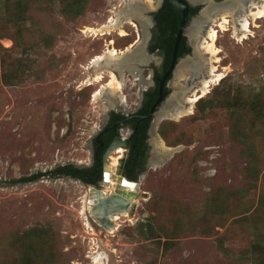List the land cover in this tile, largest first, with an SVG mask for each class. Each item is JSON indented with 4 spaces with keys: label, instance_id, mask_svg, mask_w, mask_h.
Wrapping results in <instances>:
<instances>
[{
    "label": "rangeland",
    "instance_id": "1",
    "mask_svg": "<svg viewBox=\"0 0 264 264\" xmlns=\"http://www.w3.org/2000/svg\"><path fill=\"white\" fill-rule=\"evenodd\" d=\"M63 1L54 0L51 4L49 0V7L29 20L25 31H20V40L24 39L26 46L32 45L28 54L14 47V41L0 36V56L4 53L1 46L9 49L6 52L9 62L23 63L32 74L22 83L9 86L3 80L2 67L0 72V264L15 260L19 247L16 240L20 242L28 231L42 227L56 238L47 248L58 253L55 264H254L255 259L247 252L256 238V225L264 231V212L258 211L264 194V132L254 128L251 120L240 127L250 141H255V152L251 155L257 157L262 173L253 190L249 186L253 178L245 170L251 157L246 156V146L235 139L233 119L226 109H213L202 116L196 104L194 112L181 120H165L177 123L176 135L183 134L182 143L174 147L180 149L165 166L151 167L138 178L136 211L132 218L122 217L112 233L93 217L94 222L83 214L88 190H105V186L48 175L29 182H12L68 164L84 167L92 164L93 132L105 123L106 114L122 112L119 107L107 110L103 102L93 101L99 83L81 87L95 72L89 71L87 65L109 48L108 42L115 41L121 51L147 42L146 52L155 56L141 68L142 77L150 82L148 88L153 83L148 77L160 63L157 54L151 51L160 0H154V9L144 8L139 15L151 19L147 41L145 29L136 17L133 19L138 26H124L126 38L119 31L102 36L88 30L110 23L125 5L124 0H89L85 13L72 21L61 13ZM198 7L191 24L207 10L203 5ZM231 22L233 25V18ZM12 31L19 29L12 27ZM48 35L53 37L51 48L36 44ZM125 39L130 40L128 45ZM195 43L182 60L194 57ZM218 47L221 53L217 65L225 77L205 97L214 96L224 80L221 87L229 89L232 95L237 91L246 95L251 91L264 93V19L252 27V34L243 41L237 40L232 30L221 32ZM141 58L144 57L138 59ZM197 58L195 55L192 60ZM202 61L207 63V57ZM191 64L192 61L177 69L178 74L169 85L168 99L185 84L182 74L190 72ZM132 67L115 70L118 77L123 73L127 78L124 92L128 107L123 109L129 113L140 104L142 92L138 93L143 90L141 83L132 88L134 76L139 74ZM108 80L106 75L104 82ZM179 99L184 102L185 96L182 94ZM161 137L164 139L162 134ZM154 139L155 135L152 143ZM111 155L118 158L115 152ZM112 161L108 159V167ZM115 174L126 177L122 171ZM110 182L111 176L106 185ZM218 186L231 192H245L244 196L233 198L236 215H231L224 225L216 224L214 230L205 233L202 221H197V225L178 233L176 244L168 250L164 248L167 239L160 234L154 240L139 235L140 223L152 216L158 218L154 221L156 233L162 232L161 227L175 229L176 221L183 215L178 206L185 205V212L191 207L199 218L208 194ZM116 190L117 186L106 196Z\"/></svg>",
    "mask_w": 264,
    "mask_h": 264
},
{
    "label": "trees",
    "instance_id": "2",
    "mask_svg": "<svg viewBox=\"0 0 264 264\" xmlns=\"http://www.w3.org/2000/svg\"><path fill=\"white\" fill-rule=\"evenodd\" d=\"M48 1L49 0H0L1 38L14 41V47L20 48L24 54H28L32 45L26 46L23 42L24 39L20 40L22 38L20 31H25L27 22L29 20H34V16H37L39 12H43L47 9V7H49ZM88 1L89 0H64V7L61 13L65 15V18L67 17L66 19L68 21L76 20L85 13ZM50 2L52 4L54 0H50ZM198 11L199 7L191 6V14L188 18L189 22L193 15L197 14ZM155 21L156 26L151 42V51L153 53H159L160 56L164 58L163 71L161 73H157V87L148 92V96L151 100L146 102L145 106L139 112L140 116H137L132 120H127L126 122V124H131L134 128L132 141L135 149L133 151L132 159L128 163V167L130 168L134 165V158L137 160H140V158L145 160L147 159V155H145L142 147L144 145L146 146L148 138L147 131L150 123L148 120L143 119V115L148 114L152 105L156 103L160 95L161 78H163L169 70L174 55L180 18L176 8L170 0H166L164 7L155 14ZM12 27H17L19 31H12ZM43 36H47V34L44 33ZM52 38V36L48 35V37L40 39V41L36 42V44L39 46L42 45L45 48H51L54 44ZM122 38H126V36ZM185 39L186 38L184 37L181 42L179 58H182L189 52V49L186 47ZM125 40L128 41L126 44L128 45L130 40ZM1 49L4 53L0 56L3 57V59L0 60V72L2 67L3 80L7 85H18L32 76L29 68L26 69L27 67L24 66L23 63L12 64L9 62L7 58L9 56L6 55V52H8L9 49L2 46ZM224 81L216 88L214 96L208 99L206 97L201 98L197 102V108L202 116L206 115L213 109L223 108L228 111L230 118L233 119V135L236 140L246 146V156L250 155L251 157V159L247 161L248 166L245 170L248 171V175L253 178V181L249 184V186L250 189L254 190L257 188V183L262 174L257 157L254 159V155H251L255 152V141L254 139L250 141L246 131H241L240 127L242 123H246L248 120H251L253 121L254 128L264 132V93L263 90H260L251 91L246 95L243 91H237L232 95L229 89L221 87ZM168 94L169 90L165 89L164 96L167 97ZM114 115L120 119L128 118L122 114L114 113ZM177 129V123L172 121H165L160 127V132L170 147H175L182 143L181 137H183V134L180 133L176 135ZM137 153H141L139 154V158L136 157ZM145 170L146 169L144 168L142 171ZM47 175L57 178L71 177L90 184H97L103 179L102 167H98V169L96 166L79 168L74 164H68L46 173L39 172L20 180H13L12 182H29ZM138 178L139 175H136L134 179ZM243 193L245 192H231L224 186L213 188V191L208 194L204 206V212L199 218L198 213L197 215L191 212V207H189V205H187L189 207L188 212L184 211L185 205L178 206V208L183 211V215H181L176 221L175 229L170 231L165 227H161L160 230L162 232L156 233L158 231L155 228L154 221L158 218L152 216L146 220V222L140 223V226L138 227L139 235L145 240H154L157 237L156 235L160 234L161 237H165L167 239L164 248L168 250L176 244L174 240L178 233L189 229L190 226L197 225V221H202L201 228L205 233L207 231L214 230V226L216 224L224 225L225 222L229 220L231 215H236V209L232 202L233 198L242 197L244 196ZM258 211H262V213L264 212V194L261 197ZM258 219L263 218L260 217ZM256 226L258 230L256 238L252 241L250 247L248 248L247 254L255 259L254 264H264V231L262 229H258V225ZM55 239L54 235L49 232L46 227L31 229L28 233H26L22 241H15V245H19L18 251H16L15 254L17 256L15 260L4 264H55V259L58 253L54 249L47 250L48 247H51V241ZM159 241L160 243L162 242L161 240Z\"/></svg>",
    "mask_w": 264,
    "mask_h": 264
},
{
    "label": "bare ground",
    "instance_id": "3",
    "mask_svg": "<svg viewBox=\"0 0 264 264\" xmlns=\"http://www.w3.org/2000/svg\"><path fill=\"white\" fill-rule=\"evenodd\" d=\"M125 5L116 12V17L111 20L110 23L98 25L95 28L89 27V31H93L98 35H111L113 32L119 31L121 36H126L125 25L131 24L138 26L133 18L138 20H146L144 17H139L144 8L154 9L156 7L154 0H124ZM229 4L223 6H210L203 12V19L193 26L191 31V38L197 42V59L192 60V64L189 66L190 72H185L183 75L185 84L177 92L170 107H167L161 111V119L168 118L173 120H181L185 116H188L194 112L197 102L205 97L214 85L220 83L225 77L224 72L220 71L217 63L220 61L221 49L218 47V40L221 32L232 30L233 36L243 41L252 34V27L257 26L260 19H264V0H228ZM116 10V9H115ZM231 18L234 23L232 25ZM145 27V26H143ZM108 42V41H107ZM109 48L100 55L95 56L87 69L89 71H95L91 74L92 77L88 80L87 84L91 85L99 83L101 86L98 88L93 97V101L96 103L103 102L106 109L113 108H126L128 107V97L124 90L126 87L127 78L122 73L121 77L116 75L115 70L124 71L127 68L132 67L134 61V68L132 71H137L139 74H135L134 80L137 83H141L144 88L150 85V82L144 80L141 73L142 64L148 63L147 56L143 53L144 43L139 44L137 48L130 46L126 51L118 50L115 46V41L108 42ZM114 45V47H113ZM207 63H204L202 59H206ZM139 57H144L138 59ZM194 61V62H193ZM225 69V68H224ZM106 75L109 76V80L105 83ZM146 83V84H144ZM144 84V85H143ZM188 95H187V94ZM185 96V101H180L181 95ZM182 99V98H181ZM99 126L96 127V131ZM95 131V132H96ZM154 144L157 152L155 155H169L174 151L173 148L166 144L158 134H155ZM117 153L120 155L118 158L113 157L110 167L108 169V180L111 176V182L105 185V190H102V195H108V192L113 191L117 186L116 180L119 176L115 174L116 171H120V163L123 155L126 153V147H119ZM153 163V168H159L160 166ZM123 189L136 192V187L124 186ZM99 193L95 188H90L88 194L85 196L84 211L83 214L91 221L92 217L95 222H100L102 228H106L110 233L114 232L119 226L118 221L122 217H130L134 215L133 206H137L136 200H134L131 206H113L100 205ZM108 197V196H106ZM91 221L89 225H91ZM94 222V221H93Z\"/></svg>",
    "mask_w": 264,
    "mask_h": 264
},
{
    "label": "water",
    "instance_id": "4",
    "mask_svg": "<svg viewBox=\"0 0 264 264\" xmlns=\"http://www.w3.org/2000/svg\"><path fill=\"white\" fill-rule=\"evenodd\" d=\"M163 0H160V3ZM170 2L174 5V7L176 8L179 18H180V25H179V31L177 33V39H176V44H175V49H174V55H173V59H172V63L171 66L169 68V70L167 71V73L165 74V76L161 79L160 82V97L157 101V103L155 104L154 108H153V114L155 113V128L153 129V134H158L161 137V134L159 133L161 124L163 121L168 120V118H164L161 119L160 117V113L162 111L163 106H167L170 107L172 101H173V96H171L169 99L168 97L164 100V89L165 86L168 82V80L170 79V77H174L175 75H177V69L180 66H184L185 63H190L192 61L193 58H195V55L197 53V49L194 46V57H187L186 59L182 60L183 58H179V50H180V46H181V42L183 40V38L188 35L191 37V31L193 29V26L196 24V22H199L200 20L203 19V12L204 10L201 12V16L196 19L194 22H189L188 18H189V13H190V9L191 6H200L203 5L204 7L209 8L210 6H223V5H227L229 4L228 0H223L222 2H217L216 0H170ZM248 3V0L245 1V4ZM206 8V9H207ZM140 22L142 23L145 29V40H148L149 37V33H148V28L149 25L151 24V19L148 18L146 20H140ZM147 43V42H146ZM146 43H144V48L143 53H146L144 55L147 56V61L148 63H146L147 65L154 59L155 56H151L148 52H146ZM192 44L194 45V41L192 40ZM137 48V47H136ZM135 48V49H136ZM161 58L158 57L157 60L159 61ZM182 61V62H181ZM146 64H142V67L145 66ZM171 82V81H170ZM147 91H142L140 98H143L144 94ZM120 108V107H119ZM159 108V109H158ZM158 109V110H157ZM122 110V112L128 116L129 112L126 111V109H120ZM105 118H109V115L106 114ZM162 138V137H161ZM163 139V138H162ZM164 140V139H163ZM131 145V140L130 139H123L122 137H118L116 139V141L113 143L110 151H116L118 150L119 147H126L128 150L130 148ZM174 149V151L170 152L169 155L165 156H159V155H155L157 152L156 151V146L154 145V149L152 152V156L150 159V164H149V168H153V163H156L155 165L157 166H165L166 163L168 162V160L173 157L176 153V151H178L180 149V147H171ZM106 163L108 164V157H106ZM125 161H122V165H124ZM78 167H84L81 165H77ZM108 169L109 167L106 166V171H105V181L103 182V184L101 183L99 186L103 187L106 185L107 180H108ZM120 171L119 173H121L122 169L121 167L119 168ZM71 177H68V179ZM79 180V179H77ZM118 180V185H117V190L115 193L109 195L108 197L103 196L102 195V190H96L99 194V203L100 205H106L109 207H113V206H122V207H127V206H131L132 202L134 201V199H136L138 197V194L136 192L131 193V191L129 190H125L123 189L124 186L128 185L131 187H137L139 186V183L137 181H131L129 179H127L126 177H119ZM81 181V180H80ZM88 185H91L90 183H87ZM93 185V184H92ZM137 206H133L132 209L134 211H136Z\"/></svg>",
    "mask_w": 264,
    "mask_h": 264
},
{
    "label": "flooded vegetation",
    "instance_id": "5",
    "mask_svg": "<svg viewBox=\"0 0 264 264\" xmlns=\"http://www.w3.org/2000/svg\"><path fill=\"white\" fill-rule=\"evenodd\" d=\"M216 1L222 2L223 0H216ZM165 2H166V0H163L161 2L159 11L164 7ZM192 7H198V6L192 5ZM190 14H191V9H190L189 15ZM195 15L196 14H194L193 17ZM190 22H191V20H190ZM154 23L156 26L155 18H154ZM154 29H155V27H154ZM153 36H154V34H153ZM185 38H186L185 39L186 47L190 51L191 46H193L192 45V38L188 35H186ZM155 53L157 54L156 56L161 58L159 60L160 63H159V65L154 66L153 75H151V79H152L153 83L151 84L148 91L144 94L143 98L140 99V104L137 105V108H135L134 111L130 112L128 116H126L123 112L117 113V114L125 115L126 117H128L127 119H120L119 117H116L114 115V113H111L109 115V118H107L105 123L102 126H100L99 130L97 132H95V135L92 138V146H91L92 147V150H91V154H92L91 163L92 164H88L85 167L96 166L97 169H98V167H102L103 179L99 183L93 184L95 186H99L101 183H103L105 181V171H106L105 169L107 166L106 157H108L109 160L112 159L113 156L111 155V153H114V152L116 153V155H118L117 157L120 156L116 151H110V149H111L113 143L116 141V139L119 136H121L120 130L122 128H125L128 130V136L125 139L131 140L130 148H129V150L126 151L127 152L126 156L121 159V161H125L124 165L121 164V166H120L122 169V173L127 177V179H129L131 181H137L138 179H134L135 176L139 175V177H140L144 172H146L149 169L150 159H151L152 152H153L152 149H154V143L151 142V141H153V140H151V138L153 135H155V134H153V129L155 128L154 121H155L156 116H155V113L153 114V108H154L155 104L157 103L160 95H159L156 103H154V105H152L150 112L148 114L143 115V119L148 120L150 123V126H149L148 131H147V134H148V138L146 141L147 143H146V146L144 145L142 147L145 155H147V159L145 160L143 158L142 159L140 158V160H137L136 158H134L133 159L134 165L132 168L128 167V163L132 159L133 151L135 149L134 143L132 141V136L134 134V128L131 124H126V122H127V120H132V119H135L137 116H140L139 112L145 106L146 102H149L151 100L150 97L148 96V92L151 89H155L157 87L156 77H157V73H161L163 71L164 58L162 56H160L159 53H157V52H155ZM172 78L173 77H170V79L168 80V82L165 86V89L169 90V85H170V81L172 80ZM165 89H164V92H165ZM166 98L167 97L164 96V100ZM139 154H141V153H137L136 157L139 158L140 157ZM85 167H79V168H85ZM144 168L146 170L142 171Z\"/></svg>",
    "mask_w": 264,
    "mask_h": 264
},
{
    "label": "built area",
    "instance_id": "6",
    "mask_svg": "<svg viewBox=\"0 0 264 264\" xmlns=\"http://www.w3.org/2000/svg\"><path fill=\"white\" fill-rule=\"evenodd\" d=\"M150 77H151V75H150L148 78H150ZM87 82H88V80L86 79V80L82 83L81 87H82V86H84V87L90 86V85L87 84ZM136 83H137V82L134 81L132 88L135 86ZM148 89H149L148 87H147V88H144L143 90L140 89L138 94H140L142 91H148ZM99 128H100V127H99ZM99 128H98V130H99ZM98 130H97V131H98ZM97 131H96V132H97ZM93 134L95 135V131L93 132ZM94 135H92L91 138H93ZM120 135H121L120 137H122L123 139H125V138L128 136V130L125 129V128H122V129L120 130Z\"/></svg>",
    "mask_w": 264,
    "mask_h": 264
}]
</instances>
